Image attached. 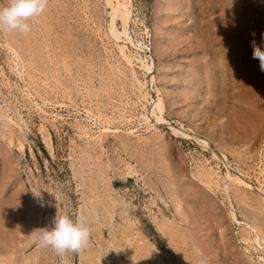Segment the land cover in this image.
<instances>
[{
	"label": "rangeland",
	"instance_id": "1",
	"mask_svg": "<svg viewBox=\"0 0 264 264\" xmlns=\"http://www.w3.org/2000/svg\"><path fill=\"white\" fill-rule=\"evenodd\" d=\"M263 5L131 0L128 31L151 86L138 56L126 63L110 39L105 0H48L27 35L0 30V264H264L262 198L225 183L212 150L155 123L152 108L160 97L169 123L264 187V131L231 141L225 86L231 11L244 10L251 74ZM57 214L84 218L85 249L60 256L35 242Z\"/></svg>",
	"mask_w": 264,
	"mask_h": 264
},
{
	"label": "bare ground",
	"instance_id": "2",
	"mask_svg": "<svg viewBox=\"0 0 264 264\" xmlns=\"http://www.w3.org/2000/svg\"><path fill=\"white\" fill-rule=\"evenodd\" d=\"M260 2L264 4V0H260ZM105 4L111 9L109 12V15L111 17L110 31L113 37L110 38L109 35L105 32L106 36H108V38H110L115 43L121 58L126 63L132 64V58L138 56L137 58L141 60L142 66L148 72L149 78L146 79L144 83L140 82V85L143 86L144 84H148L149 86H151L154 81V77L150 75L152 64L150 65L149 63H146L140 57L139 52L144 53V47L140 42H136L130 36L128 31V24L132 14L131 0H105ZM231 12H233L234 17L232 16L229 19L227 26L229 29H227L226 35L227 45L225 86L230 139L231 141H236L239 139L238 133L242 135V138L250 135L257 136L259 131H264V72L260 71L259 61L255 59L257 68L254 69L251 74L246 73L247 70L244 61L249 54L246 51L247 42L245 41V34L248 31V28L243 19L244 10L242 6H239L236 9L233 8ZM116 17H118L122 22V31H119L115 26ZM133 74H135V72ZM152 108L154 109L153 114L155 115V123L159 125L165 124L170 129V131L174 133V135L176 134L188 139L192 138L201 145L212 150L213 155L227 168L223 177L225 183H227L226 181L228 180L233 182L238 187H245L255 191L262 198L264 203V187H261V185L256 186L252 184V182L248 180L245 175L240 173L237 168H232L228 164L227 157L223 153L218 151L217 147H215L207 137L201 136L195 132H192L191 130L185 129L182 126L172 125L164 118V106L163 101L160 97H158L157 100L152 101ZM143 116L148 122H150V118L148 117V115L144 114ZM44 140L46 144L51 147L50 139L47 135L44 136ZM262 156L264 155L262 154ZM262 163L263 166L259 171H261L264 175V158L262 159ZM227 189L228 188L225 185V191ZM176 207L177 209H179L178 203ZM231 216L235 222L240 223L234 213ZM254 239V241L256 242L259 241L258 237ZM245 240L247 241L248 239ZM136 258L137 257L133 253L131 260L135 262Z\"/></svg>",
	"mask_w": 264,
	"mask_h": 264
},
{
	"label": "clouds",
	"instance_id": "3",
	"mask_svg": "<svg viewBox=\"0 0 264 264\" xmlns=\"http://www.w3.org/2000/svg\"><path fill=\"white\" fill-rule=\"evenodd\" d=\"M48 0H8L0 7V30L18 32L27 35L31 31V21L41 16L47 8ZM256 33L251 36L252 58L259 61V68L264 72V48L257 44ZM264 40V33H262ZM35 242L42 248H51L57 255L79 253L90 242V229L83 217L75 221L68 215H56L51 227L37 228ZM201 264L203 262L201 261Z\"/></svg>",
	"mask_w": 264,
	"mask_h": 264
}]
</instances>
